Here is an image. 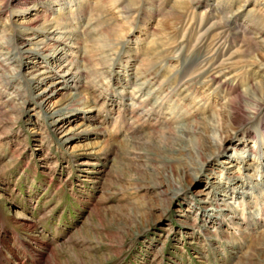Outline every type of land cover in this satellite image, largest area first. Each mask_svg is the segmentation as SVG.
<instances>
[{"label": "rangeland", "instance_id": "1", "mask_svg": "<svg viewBox=\"0 0 264 264\" xmlns=\"http://www.w3.org/2000/svg\"><path fill=\"white\" fill-rule=\"evenodd\" d=\"M219 2L231 18L240 15L242 25L264 17V0L198 6L129 0L124 8L112 0H29L24 11L14 0H0V40L12 42L10 55L0 49V60L9 55L5 62H14L0 68L1 264L29 262L35 246L46 253L42 264H264V154L251 151L262 144L250 137H261L248 116L252 110L228 121L226 96L216 85L206 91L208 86L190 90L185 81L176 83L193 47L188 54L175 50L183 63L163 58ZM181 3L184 19L173 21ZM50 6V16L35 17ZM129 8L139 14L131 16ZM51 24L58 31L46 34ZM43 41L56 46L40 50ZM102 44L108 47L100 52ZM261 46L250 41L231 48L242 62L256 56L258 67L247 71L236 63L241 79L230 81L241 91L258 86L264 96ZM149 49L157 62L147 59ZM141 57L153 64L149 88L145 77L133 76ZM66 60L80 65L82 76L64 74L53 85L56 76L35 80L46 66L57 71ZM139 86L146 95L150 89L148 107L176 89L160 118L140 116L141 108L130 112V95ZM190 109L202 122L223 111L220 147L203 141L198 154L196 135L175 142L161 134L164 118ZM200 131L204 138L213 135Z\"/></svg>", "mask_w": 264, "mask_h": 264}, {"label": "bare ground", "instance_id": "2", "mask_svg": "<svg viewBox=\"0 0 264 264\" xmlns=\"http://www.w3.org/2000/svg\"><path fill=\"white\" fill-rule=\"evenodd\" d=\"M38 1V0H35ZM107 0H104L106 2ZM117 3V6H122V8L127 7V0H112ZM191 3L194 4V6L202 5L205 3L206 0H189ZM2 4H5V1H1ZM16 2L14 5L15 8H21L23 11L28 9V3L29 0H14ZM262 3V2H261ZM208 4V0H207ZM219 4V5H218ZM215 7L211 8V14L205 15V17H202L201 22L199 25L192 26L191 30H189L188 34L183 36L182 42H179L174 48H167L165 50V59L166 62L170 61H180L183 63L184 55H176L175 50L179 47L184 48L186 51L185 54H188L187 50L188 46L193 47L192 52L190 53L189 51V58L190 61L184 65V73L179 74L180 76L177 78V81H185L184 84L188 85L190 90L198 87V85H203V86H208L209 87L216 85L217 89L219 91H224L225 96H226V107L230 111V118L228 121L233 120V119H238L244 110L248 111V109L252 110L251 114H248L250 117V120L252 123H257V128L261 131L260 136L255 137L252 135L250 136L251 138L255 139V142L257 143L258 140H261L262 144L259 146V151L256 146L251 147L252 153L256 156L258 155V158H260L259 153L264 154V96L263 94H259V87L252 85L251 90H246V91H241L239 89V84L230 81V77L234 78V81H238V79H241L240 77V72H237V68L234 67L236 63L244 64L242 65V68H245L247 71L249 70H254L257 65L258 59L256 56H252L253 60L249 63H247L249 60H244V62L241 61V58H236L238 55L237 52H232L231 48L240 45L244 46L250 41L254 42H264V17H254L248 20L244 25H242V22L240 21V15H237L233 18L227 13L228 8L224 9L225 5H221L220 2L218 3ZM210 6V5H208ZM4 7V5H1V9ZM179 10H176L175 12L172 13V17L168 15V17H171V19L174 20H181L184 19V10L186 6H184V3H181L179 5ZM0 9V10H1ZM51 6L42 12V14H39L35 17H48L50 16L51 12ZM86 9H83L82 12L84 13ZM127 12L131 13V16L137 12V15L139 14V11H136L135 8H129L126 9ZM40 12V11H39ZM81 12V11H80ZM77 14L80 15L79 12H76ZM82 14V13H81ZM136 15V16H137ZM167 16V15H166ZM210 16V17H209ZM239 17V18H238ZM61 23V22H60ZM64 24V23H63ZM263 25V28L260 26ZM47 30L45 31L46 34L48 33H56L58 31L59 26L56 24H51L48 27H46ZM32 29V28H30ZM32 33L35 32V30H31ZM194 33V34H193ZM193 35H196L195 38H193ZM68 39V38H64ZM64 39H59V41L63 42L66 44L67 40ZM195 39V43L192 44L193 40ZM15 42V39H13ZM64 40V41H63ZM8 42V41H7ZM16 44V43H13ZM106 44V43H105ZM70 43L66 44V46H69ZM8 50L6 53L11 54V48H12V42L9 41V43H3L2 40H0V49H4L3 47ZM40 46H43L40 48V50L44 51H50L55 48L56 42H42L40 43ZM15 47V46H14ZM73 47V44L72 46ZM108 46L102 44L98 48L100 52L106 51V48ZM259 47V46H258ZM264 48V46H261ZM18 51L15 54L20 55L21 52L19 51V48L17 46ZM0 50V51H1ZM155 49H149L148 52H146V55H149L153 53ZM246 51V50H242ZM248 55H252L253 51L247 50L246 51ZM105 53V52H104ZM9 54V55H10ZM5 59L8 60L11 59V56H9ZM100 55V54H99ZM151 57L147 58L151 61H153V57L155 56L156 62L158 61V57L156 54H151ZM187 56V55H186ZM239 56V55H238ZM92 57V55L90 56ZM14 59V57H13ZM235 59V60H234ZM4 60V59H3ZM0 60V68L5 70L8 66L13 65L14 62L7 64L6 62ZM68 60V59H67ZM66 60V61H67ZM140 64L139 68L140 70L137 72H134L133 76L136 79V81L142 77H145V81L142 83H145L148 81V84L146 87L149 88L151 79L148 78L149 75L151 74V68L153 67L152 62H148L146 58L141 57L140 59ZM70 62L67 61L63 66L61 64L60 69L55 71L52 70L49 66H46L45 69L40 70L38 74H35V80L36 81H41L44 80L45 78L48 77H53L56 76V80H53L51 84H55L57 82H60V78H62L64 74H67L70 77H77V76H82L83 70L80 69V65H77L75 62ZM154 62V61H153ZM242 62V63H241ZM182 65V64H181ZM77 66V67H76ZM194 66V67H192ZM9 68V67H8ZM60 73H59V72ZM58 72V73H57ZM58 74V75H57ZM154 79V78H153ZM141 85V84H140ZM143 85V84H142ZM179 85V84H178ZM162 87V86H161ZM144 90L142 87L137 89L132 95H130L132 103L130 112L135 113V111L138 110V108H141L140 116L145 117V114L147 115H153L155 117L160 118L164 113L163 110L168 103L167 101L169 100V95L174 93L176 89H172L167 93V96H160L158 97L155 102L151 106H147L145 104L148 103V101L151 99L149 97L151 95L150 89H147L149 94L146 95L144 93ZM168 90V89H167ZM146 96V97H145ZM202 99H206L209 101L211 99L210 95H205V93L200 94ZM210 99L208 100V98ZM149 99V100H148ZM206 101V102H207ZM250 105H253L251 107ZM145 107V108H144ZM200 107L199 109H201ZM143 109V110H142ZM226 109V108H225ZM220 110V109H219ZM215 111V114L210 117L209 121L202 122L198 120L196 116V112L198 110H192L190 109L189 111L187 110L184 112L183 115L180 117H176V114L173 111L171 113L172 116L164 118L165 121L162 123L163 125V131H161V134H167L170 133V138L172 140H175L176 137H181V140L188 139V136H191V134L196 135V137H192L195 140V147L199 151V148L202 146L203 141L204 143H212L213 141L219 142V147L222 144V137H223V132L224 129L226 128L225 124L227 120L222 114L221 111ZM134 115V114H133ZM192 120L187 124H184V127L182 126L181 128L178 127L176 129L175 127L171 128L172 123L176 124L178 122H186L187 120L191 119ZM155 119V118H154ZM159 121V120H158ZM157 121V122H158ZM203 130H211L213 132V135L206 136L204 138L202 135L199 136V133L201 132L200 129ZM256 133V134H257ZM166 136V135H163ZM216 136H219L218 138ZM168 139V138H167ZM179 142V141H178ZM194 142V141H193ZM262 147V149H261ZM262 151V152H261ZM198 154H201L200 151ZM260 172V170H258ZM245 208V207H244ZM40 244V243H39ZM42 245V244H41ZM52 246L51 244H49ZM47 252V249H45ZM35 253H39L42 256L46 253L41 252L39 249L35 251ZM57 264H59V261H56Z\"/></svg>", "mask_w": 264, "mask_h": 264}]
</instances>
